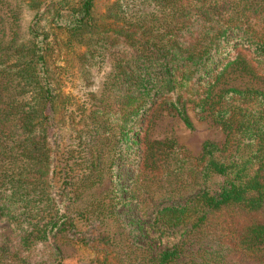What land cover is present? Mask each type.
I'll list each match as a JSON object with an SVG mask.
<instances>
[{
  "label": "trees",
  "instance_id": "obj_1",
  "mask_svg": "<svg viewBox=\"0 0 264 264\" xmlns=\"http://www.w3.org/2000/svg\"><path fill=\"white\" fill-rule=\"evenodd\" d=\"M155 1L170 22H161L154 30L142 23L135 30L139 31L141 46L149 44L154 48L147 52L145 61L155 59L154 53L164 58L162 65L166 69L160 81L153 83L154 93L164 95L158 99L189 126L184 103L168 94L174 93L173 87L168 88L172 72L185 70L192 74L208 68L217 50L223 49L221 44L233 39L245 48L225 60L223 68L252 53L256 64L264 67V0H187L178 6L177 0ZM92 3L93 0H78L68 6L66 14L58 12L54 23L80 33L89 22ZM175 12L180 13L178 17L173 16ZM191 15L197 20L199 32L189 40L184 37L174 47L179 25L187 29ZM40 40H45L43 34ZM37 57V61L43 60L41 52ZM141 69L128 71L121 66L118 72L131 76L121 84L126 90L123 96H128L131 89L135 91L132 101L122 108L124 111L135 112L145 99L154 97L143 84L146 75ZM44 79L42 104L32 128L27 125L34 116L8 110L9 102L4 100L7 105L0 111L4 115L0 116V264H58L60 257L49 245L50 237L74 234L77 222L88 220L99 205L96 198H91L94 188L108 181L110 130L86 136L77 131L80 134L74 148L52 154L53 142L46 130L52 94L46 75ZM226 94L230 95V103H213L211 107L213 118L228 131L223 147L205 141L199 157H185L164 148L169 146L167 143L175 147L174 142L143 141L138 145L137 173L128 188L132 199L119 200L127 208L124 220L136 222L138 215L144 216L140 213L143 206L151 207L150 215L146 209L144 212L151 218L153 231L181 233L168 247L156 248L154 243H145V249L140 246L136 264H180L184 255L190 259L182 264H264V246H260L264 243V182L259 179L264 166V92L229 88ZM247 102L256 103V107ZM36 125L37 132L33 133ZM244 137L248 144L241 152L236 151L237 139ZM155 186L161 190H155ZM64 189L71 208L61 211L55 203ZM33 251L41 256L31 262ZM228 254H233L235 261H230Z\"/></svg>",
  "mask_w": 264,
  "mask_h": 264
},
{
  "label": "rangeland",
  "instance_id": "obj_2",
  "mask_svg": "<svg viewBox=\"0 0 264 264\" xmlns=\"http://www.w3.org/2000/svg\"><path fill=\"white\" fill-rule=\"evenodd\" d=\"M77 1L0 0V111L7 105L4 100L9 102L8 110L34 116L27 125L32 128L42 104L46 75L52 94L46 130L53 142V155L57 150L74 148L73 143H77L80 134L77 131L86 136L94 131L106 134L110 130L111 153L106 165L108 181L96 185L91 197L99 201L98 207L88 215V220L77 222L74 234L59 233L50 237L49 245L58 251V264H136L134 261L140 246L145 249V243H154L156 248L168 247L181 233L176 230L153 231L149 216L151 207L143 205L140 213L144 216L138 215V221L129 223L124 220L127 208L119 200L132 199L128 188L131 187V177L137 173L138 145L143 141L174 142L175 147L167 143L169 146L164 148L181 152L185 157H199L205 141L223 147L228 131L213 118L211 107L219 102L223 106L230 103V95L226 94L229 88L264 92V67L256 64L252 53L242 55L244 57L223 68L225 60L233 58L238 49L245 48L233 39L221 44L223 49L217 50L208 68L192 74H186L185 70L184 73L172 72V83L168 88L173 87L174 93L168 94L184 103L190 121L186 126L166 103L158 99L164 95L154 93L156 89L152 85L160 81L166 69L162 65L164 58L154 53L155 59L145 61L147 52L154 48L148 47L149 44L141 46L139 31L135 30L142 23L154 30L161 22H170L168 15L159 10L157 2L93 0L86 27L80 33H72L64 26H57L54 17L58 12L66 14ZM186 2L177 0L175 6ZM179 14L175 12L173 16ZM179 27L174 47H178L184 37L189 40L199 32L194 15H191L187 29ZM41 34L45 40H40ZM40 52L43 60L37 61ZM121 66L138 72L142 67L140 71L146 75L143 84L154 95L145 99L135 112L122 109L132 101L135 91L131 92V89L128 96H123L126 90L121 84L131 80V76L118 74ZM247 103L256 107V103ZM0 116L4 115L0 113ZM137 138L139 143H135ZM243 139H237L236 151L241 152L248 144L245 137ZM178 146L181 147L179 150ZM54 176L58 179L59 173ZM259 179L264 182V166ZM154 189L161 190L159 186ZM63 193L55 203L61 211L71 208L67 189ZM39 255L40 252L33 251L30 261L38 259ZM185 256L180 264L190 259ZM234 257L233 254L227 256L230 261H235ZM235 263L246 264L245 261Z\"/></svg>",
  "mask_w": 264,
  "mask_h": 264
}]
</instances>
